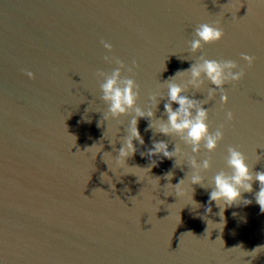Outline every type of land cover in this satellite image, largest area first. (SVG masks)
I'll list each match as a JSON object with an SVG mask.
<instances>
[{"label": "water", "instance_id": "obj_1", "mask_svg": "<svg viewBox=\"0 0 264 264\" xmlns=\"http://www.w3.org/2000/svg\"><path fill=\"white\" fill-rule=\"evenodd\" d=\"M216 22L223 39L192 53L195 29ZM245 54L254 57L251 65ZM200 56L235 61L244 72L225 85L226 104L217 91L204 105L210 131L224 126L217 149L197 155L211 159L201 173L205 185L231 172L229 147L244 153L253 173L264 171L260 0H0V264H264L258 181L225 209L223 229L208 228L203 217L219 223V208L213 202L205 211L210 187L193 185L201 206L191 201L186 158H177L179 166L175 158L140 155L153 138L193 155L180 137L154 133L140 118L145 143L135 142L128 166L116 163L131 115L103 120L108 105L100 73L111 74L123 61L122 77L136 80L137 105L147 111L151 94H167L163 81ZM210 87L205 81L187 94L207 99ZM165 102L156 118L166 119ZM184 178L178 193L173 185Z\"/></svg>", "mask_w": 264, "mask_h": 264}, {"label": "clouds", "instance_id": "obj_2", "mask_svg": "<svg viewBox=\"0 0 264 264\" xmlns=\"http://www.w3.org/2000/svg\"><path fill=\"white\" fill-rule=\"evenodd\" d=\"M260 2L264 3V0H260ZM195 37L190 42V51L192 53H196L204 44L222 40L224 31L218 26V22H216L215 26L210 23H202L195 29ZM103 43L104 47L111 51L112 44L106 41ZM243 58L249 65L254 62V57L250 55L245 54ZM105 59L110 58L105 57ZM115 62L119 66L111 74L100 73L104 77L100 85L103 93L102 100L108 105V111L106 114H103V120L107 121L109 118L131 115V120L126 130L127 134L123 136L118 154L115 155L116 163L123 168L127 165V159L137 152L135 142L138 141L141 145L145 143L139 131L138 122L140 118H147L150 121L148 128L152 129L154 133L171 137L178 136L186 145L191 147L193 155H188L176 144L173 150H169L167 141L153 138L152 147L148 148L146 152H141L140 155L148 156L149 158L161 156L170 160L175 158V164L179 166L177 158H186L187 165L192 170L190 178L189 174L186 176V178H189L192 186L191 201L198 207L201 206L193 198V185H200L205 189L210 187L211 191L209 192V200L205 211L206 213L212 212L213 202L219 208L218 215L221 218L219 223H214L208 219L207 215L203 217L204 219L207 217L205 220L207 221L208 228L211 223L222 225L223 229L226 223L224 217L225 209L238 204L242 199L243 192H253L254 181H258L260 185L259 191L255 193L256 203L259 204L261 211H264V171L253 173L243 152L236 147H229L226 162L231 172H218L208 186L205 185L204 177L201 173L211 168V159L205 158L202 161L197 159V155L201 153L202 148L206 149L209 153L214 152L224 138L223 125L218 127L215 132L210 131L208 124L209 109L204 107V105L216 96L217 91L220 92L221 102L225 104L228 102V95L224 90L225 85L233 81H239L244 75L243 70H237L239 68L238 64L232 60L218 61L200 56L189 68L179 70L173 76L163 81L167 94L162 95L160 92L151 94V107L145 111L137 105L140 92L136 80L129 76L122 77V70L127 66L121 60H116ZM127 70L129 72L132 71L131 68ZM27 75L31 78L33 73L28 72ZM185 77L187 79L183 83L176 82L177 78ZM205 81L214 85V87L208 88L207 99L200 100L187 94L189 86L199 91L205 84ZM161 100H166L164 103L166 119L156 118L155 115V111L158 109ZM174 105H177V107H174ZM226 118L228 121H231L234 118L233 113L231 111L227 112ZM110 143L115 145L111 140ZM102 149L103 145L97 153ZM156 163L157 161L152 159L151 166ZM167 175L171 179L172 173L169 172ZM186 178L181 179L179 183L173 185L178 193L184 192L182 186ZM251 203L250 199H244L245 205ZM233 215L235 216L237 213L234 212ZM258 248L260 247L258 246L251 253L255 252Z\"/></svg>", "mask_w": 264, "mask_h": 264}]
</instances>
